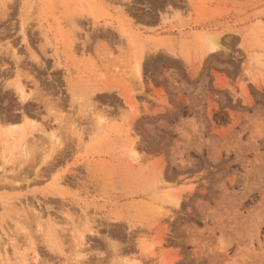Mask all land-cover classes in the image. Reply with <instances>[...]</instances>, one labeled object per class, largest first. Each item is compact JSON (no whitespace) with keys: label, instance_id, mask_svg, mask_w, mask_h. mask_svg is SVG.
I'll use <instances>...</instances> for the list:
<instances>
[{"label":"rangeland","instance_id":"1","mask_svg":"<svg viewBox=\"0 0 264 264\" xmlns=\"http://www.w3.org/2000/svg\"><path fill=\"white\" fill-rule=\"evenodd\" d=\"M0 264H264V0H0Z\"/></svg>","mask_w":264,"mask_h":264}]
</instances>
